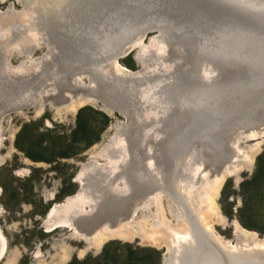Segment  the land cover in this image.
Wrapping results in <instances>:
<instances>
[{
	"label": "rangeland",
	"instance_id": "374dc122",
	"mask_svg": "<svg viewBox=\"0 0 264 264\" xmlns=\"http://www.w3.org/2000/svg\"><path fill=\"white\" fill-rule=\"evenodd\" d=\"M61 1L0 0V264H195L189 219L202 239L264 256V125L237 130L228 145L214 135L223 129L222 113L209 108L226 78L219 48L182 29L162 0L147 18L115 27L110 5L58 11ZM148 22L154 28L110 69L111 41L121 38L109 40L112 30L137 32ZM69 65L79 70L63 75ZM89 69L103 84L82 71ZM117 72L146 75L119 99L130 115L100 94L115 84L104 77ZM45 73L52 77L42 81ZM166 139L181 187L176 198L165 185ZM130 170L155 192L143 193ZM113 196L133 203L122 220L128 203L115 207ZM184 235L188 259L175 243ZM207 247L215 253L207 244L202 251Z\"/></svg>",
	"mask_w": 264,
	"mask_h": 264
},
{
	"label": "water",
	"instance_id": "95a60500",
	"mask_svg": "<svg viewBox=\"0 0 264 264\" xmlns=\"http://www.w3.org/2000/svg\"><path fill=\"white\" fill-rule=\"evenodd\" d=\"M94 1L95 3H93ZM159 1L62 0V4L59 3V6H57L58 9L56 10L59 11V9H62L63 7L65 9H71L73 7L75 8L76 6L77 10H83L86 8H88V10H92L93 5L97 8L103 5H110L111 7L109 9V13L115 12L116 10L119 18L110 24L111 27L123 25L125 21L132 24L134 23V20L137 21L141 18H147L149 13H152V11L155 9L157 11L160 7H167L171 10H176V13H178V15L181 17L177 18L176 22L181 26L182 29H186V27H188V30L191 31L193 36H204V47L208 49L211 48V50L214 48H219L218 54L221 53L223 59H226V63L223 64V71L226 78H222L218 81L219 86H216V88L213 90V104L212 107L209 108V111L211 110L212 112L219 114L222 113L218 123L223 125V129L220 132L215 131L214 135L218 137L220 143L228 145L231 135H233L237 130L261 128V126L264 125V9H261L264 7V0H177L175 2H173V0H162L163 6L158 8L157 6H159ZM257 5L259 6L257 7ZM58 17L61 16L59 15ZM128 26L129 25H124L121 32H119L117 28H114L112 30L113 32L108 35L109 40L113 36L121 37L118 41H111L112 44L110 45L111 47L106 57L108 61L107 64L110 63V69H113L112 66L114 64H119L118 61L120 59L134 52L138 44L137 41L143 39L146 32L154 28L149 22L144 25L146 26L145 28L142 26L140 29H137V32L129 30L130 27ZM164 29L169 35L178 40L177 35H180L179 32H176V30L173 28H168V26ZM107 33L108 30H96L97 36L105 37ZM219 40H222L221 45L223 42H225L224 44L227 43L228 46L221 47V45L218 43V45H215V43ZM232 40L235 41L231 42ZM190 42L191 41H185V43L188 44H190ZM233 49L235 51H233ZM209 50L207 52L212 54V52ZM207 52L202 50V54ZM194 53L199 52L194 49ZM74 70L78 71L79 69H76L73 67V65H69V68L67 67V69L62 70V73L63 75L68 76L69 73H72ZM105 70L103 69V71ZM82 71H87V73L93 74L94 79L103 84V79L101 78L99 71H91V69ZM45 74L46 75L43 76V79H41L42 81L50 76L47 73ZM111 76H106L104 79L111 83L114 82L118 86L121 82L125 83L126 85L130 84L134 87L140 83L139 78H133L126 74H122L121 76L123 77L124 81L118 80V77L115 78ZM51 77L52 75L50 78ZM124 78L127 79V82ZM117 93H122L124 96L127 94L124 92V90L121 91L120 88L112 89L106 94L112 98L113 95ZM109 100V103L104 102L105 105L111 107L112 110L121 111V114L125 113L126 115H130V110L122 106L121 102H114L111 101V99ZM201 113V111H198V114L201 115ZM204 117V119H207L208 122L210 119L213 120L212 117ZM162 143L163 142H161L160 146H162ZM209 148L207 149L212 150ZM200 160H206L207 162L208 159L201 157ZM91 177L93 178V175ZM109 177L110 176H108L107 180ZM151 178L153 177L151 176ZM163 178L159 183L160 188L162 187L161 185L164 181ZM152 183L154 186L156 184V180L154 179ZM162 188L164 189V187ZM131 189L134 190V187ZM119 199L120 198H117L116 196L111 198V201L115 203V207H118L119 205H126L128 203L124 214L120 213L117 218V220H122L123 218L127 217L130 207L133 203H129L126 199ZM98 214L99 216L105 215L104 204L102 203H100L98 206ZM114 224L115 222L112 223L111 226ZM205 243L208 244L215 252H217L216 254L221 258V260H223V264H230L228 263V260H232V262L235 264H246L247 261H250L251 264H261L264 262V256L258 255L255 252L251 253L249 251V255H245L247 251H243L242 258H236L237 260H235L221 246L219 247V245H217V243L211 238L206 239L205 237L204 241H202V244ZM201 250L202 248L199 247V253L196 256V264H208L203 262Z\"/></svg>",
	"mask_w": 264,
	"mask_h": 264
},
{
	"label": "bare ground",
	"instance_id": "6f19581e",
	"mask_svg": "<svg viewBox=\"0 0 264 264\" xmlns=\"http://www.w3.org/2000/svg\"><path fill=\"white\" fill-rule=\"evenodd\" d=\"M249 1H255V0H249ZM259 5H257V7H258ZM263 6V5H262ZM261 9H264V7H262ZM163 29V31H165V29L164 28H162ZM162 31V30H161ZM162 31V32H163ZM175 41V43L176 42H179L177 39H174ZM192 54V53H191ZM68 56V55H67ZM118 65V64H117ZM118 74H120V76H118V80H122V81H124L123 80V77H121L122 76V72H117ZM126 75H129V76H131V77H133V78H144V77H146V75L144 76V74H142V73H139V74H126ZM115 78H117V77H115ZM125 79V81L127 82V79L126 78H124ZM118 85L115 83V84H113V86L112 87H110V88H106V87H101L100 88V94H102L103 96H107L108 98H111V97H109L106 93H108L109 91H111L112 89H119L120 88V90L121 91H123L124 90V92H126V93H128L129 92V90L128 89H132V87L134 88V86H127L125 83H120L119 84V86L117 87ZM135 89L136 90H138V88H139V84H137V85H135ZM138 87V88H137ZM134 90V89H133ZM131 92H133V91H131ZM130 92V93H131ZM105 96V97H106ZM123 97H124V94H122V93H117V94H115V95H113V99L115 100V101H117V102H120V100L119 99H123ZM111 98V99H112ZM132 148H136V145H135V139H133L132 141ZM134 142V143H133ZM163 144V146H162V154H163V156L166 158V163H167V165H168V168H169V172H170V174L167 176L168 177V181L166 182V184L165 185H171L170 187H171V189H170V192H171V194H173L174 196H175V198L178 196L177 195V191L179 192L180 191V189H181V187L178 185L177 186V184H176V181H175V176H174V174H175V166H176V160H175V157L173 156V154L171 153V151L169 150L168 151V147H169V144H170V141H169V139H166L165 140V142H163L162 143ZM172 156V157H171ZM226 159H228L227 157H226ZM223 162H225V161H222L221 162V164H220V166L223 164ZM180 164H182V163H180ZM133 165H139V160H133ZM217 167V166H216ZM218 167H219V165H218ZM220 168V167H219ZM130 173H131V175H132V177L137 181V180H139V181H137V184H138V186H141V188H142V190H143V193H150V194H153L152 192H155V188L154 187H152V186H145V182H143V183H141V181H140V179H143L144 178V175H143V173L141 174V175H139V177L141 176V178L139 179V178H137V173H135V172H132L131 170H130ZM102 181V180H101ZM142 181H144V180H142ZM99 184H100V182H99ZM150 187H152V188H150ZM159 188V187H158ZM158 188H156V191H158V194H159V192H161V190L160 189H158ZM91 191V190H90ZM94 191V190H93ZM97 192V191H96ZM99 192V191H98ZM94 194H97V193H94ZM140 194V193H139ZM102 195V194H101ZM93 196V195H92ZM132 198H134V197H132ZM138 198V197H137ZM106 201H107V199H106ZM124 209V208H123ZM117 210H118V208H117ZM107 217V216H106ZM74 220V219H73ZM192 220V219H191ZM192 222H193V225H195L194 224V221L192 220ZM88 225V224H87ZM84 226V225H83ZM89 226V225H88ZM94 226V225H93ZM80 227V226H79ZM194 227V226H193ZM201 227V226H200ZM81 229V228H80ZM86 229V228H85ZM87 229H88V227H87ZM201 229V228H200ZM189 236V235H188ZM187 236V237H188ZM198 236V235H197ZM182 237H184V238H181L180 240H175V243H176V246L179 244L182 248H183V246L185 247V252L184 251H182V252H184L185 254V257H182V258H187L188 259V257H187V255L189 254V253H191V252H193V251H191V252H189L188 254L186 253V249L188 248L189 249V247H187V244H188V239L186 238V236L184 235V236H182ZM177 238H178V236H177ZM176 238V239H177ZM189 238V237H188ZM190 238H192V240L193 241H197V242H199V240H195L194 239V236H193V234H191V237ZM209 239V238H211L210 236H207L206 237V239ZM202 239V238H201ZM212 239V238H211ZM203 240V239H202ZM214 241V240H213ZM214 242H216V241H214ZM190 243V242H189ZM217 243V242H216ZM206 244V243H205ZM205 244H202V242H200V246L199 247H201L202 245H205ZM218 244V243H217ZM208 245V244H207ZM209 246V245H208ZM226 252H228L229 253V255L230 256H232V258H234L235 260H237L236 258H242V256H243V251L244 252H246L247 251V253H245V255H249L248 253V251H249V249H247V250H242L241 248L239 249H232V248H225L224 246H221ZM187 249V250H188ZM213 250V249H212ZM181 251V250H180ZM210 250L207 248H205L203 251L201 250V254H202V252H204L203 254H202V260H203V262H206V263H208V264H211V263H213V264H223V260H221V258L216 254L217 252H215L214 250V252L215 253H213V254H211L210 252H209ZM181 252V253H182ZM181 253H179V254H181ZM199 253V252H198ZM198 253H196L195 251L193 252V255L192 256H190L189 255V263L191 262V260H192V257L193 256H195V258H194V260H195V264H196V256H197V254ZM179 254L177 253V256H179ZM175 256H176V254H175ZM216 258H215V257ZM180 260H182L181 259V257H180ZM179 261V260H178ZM177 261V262H178ZM229 261V262H228ZM227 262L228 263H230V264H235L234 262H232V260H228ZM177 264V263H176ZM183 264H187V262L185 261V263H183ZM246 264H251V262L250 261H247V263ZM252 264H254V263H252ZM261 264H264V262H262Z\"/></svg>",
	"mask_w": 264,
	"mask_h": 264
},
{
	"label": "flooded vegetation",
	"instance_id": "af4514ba",
	"mask_svg": "<svg viewBox=\"0 0 264 264\" xmlns=\"http://www.w3.org/2000/svg\"><path fill=\"white\" fill-rule=\"evenodd\" d=\"M189 223H190L191 226H192L193 222H192L191 219H189ZM191 226H190V229L192 228V231L190 230V233L193 234L195 240H199V242L197 243V247L194 248V251H195L196 253H198V252H199V246H200V242H201L200 239H201V238L197 236V233H198V232H196V231L193 229V227H191ZM196 242H197V241H196ZM183 248H184V246H183ZM207 248H208V247H207ZM207 248H206V249H207ZM184 249H185V248H184Z\"/></svg>",
	"mask_w": 264,
	"mask_h": 264
}]
</instances>
